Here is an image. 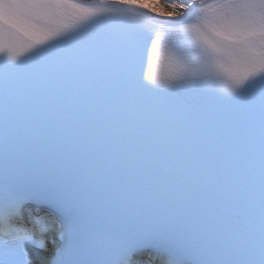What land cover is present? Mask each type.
Instances as JSON below:
<instances>
[{
	"label": "snow or ice",
	"instance_id": "6c2138e0",
	"mask_svg": "<svg viewBox=\"0 0 264 264\" xmlns=\"http://www.w3.org/2000/svg\"><path fill=\"white\" fill-rule=\"evenodd\" d=\"M0 264H264V0H0Z\"/></svg>",
	"mask_w": 264,
	"mask_h": 264
}]
</instances>
